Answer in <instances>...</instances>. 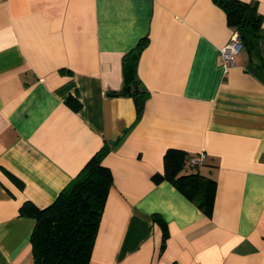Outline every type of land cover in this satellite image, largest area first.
Masks as SVG:
<instances>
[{
  "label": "crops",
  "instance_id": "1",
  "mask_svg": "<svg viewBox=\"0 0 264 264\" xmlns=\"http://www.w3.org/2000/svg\"><path fill=\"white\" fill-rule=\"evenodd\" d=\"M245 1L261 25L225 69L235 29L213 0H0V264H32L19 207L51 203L104 143L88 264H264V0ZM143 40L137 118L122 62ZM169 147L204 152L210 214L152 181Z\"/></svg>",
  "mask_w": 264,
  "mask_h": 264
},
{
  "label": "trees",
  "instance_id": "2",
  "mask_svg": "<svg viewBox=\"0 0 264 264\" xmlns=\"http://www.w3.org/2000/svg\"><path fill=\"white\" fill-rule=\"evenodd\" d=\"M213 1L223 9L227 24L237 31L243 45H247L252 36L257 35L261 25L262 16L256 3L245 0ZM143 46L144 40L127 52L122 62L125 86L124 93H121L135 98L137 118L143 110L144 91L140 89L135 72ZM109 148L104 143L48 205L38 207L25 202L19 207L20 215L35 220L29 237L32 264H88L112 182L110 169L102 164ZM191 156L183 149L167 148L162 156L163 171L153 173L151 179L156 183L168 181L205 214H210L215 180L200 173L197 167L203 162L192 165L189 162ZM153 218L162 228L163 246L167 236L165 221L156 215Z\"/></svg>",
  "mask_w": 264,
  "mask_h": 264
},
{
  "label": "built area",
  "instance_id": "3",
  "mask_svg": "<svg viewBox=\"0 0 264 264\" xmlns=\"http://www.w3.org/2000/svg\"><path fill=\"white\" fill-rule=\"evenodd\" d=\"M243 47V42L237 33L234 32L229 37L228 41L219 48L218 58L221 62V65L226 69L234 64L235 56L239 53L241 48ZM205 154L203 151H199L189 158V162L194 164H200L204 161Z\"/></svg>",
  "mask_w": 264,
  "mask_h": 264
},
{
  "label": "water",
  "instance_id": "4",
  "mask_svg": "<svg viewBox=\"0 0 264 264\" xmlns=\"http://www.w3.org/2000/svg\"><path fill=\"white\" fill-rule=\"evenodd\" d=\"M127 88H129V87H127ZM133 90H136V88H134ZM122 93H124V92H122Z\"/></svg>",
  "mask_w": 264,
  "mask_h": 264
}]
</instances>
